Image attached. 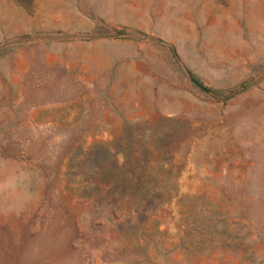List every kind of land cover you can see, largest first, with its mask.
Instances as JSON below:
<instances>
[{"label":"rangeland","instance_id":"374dc122","mask_svg":"<svg viewBox=\"0 0 264 264\" xmlns=\"http://www.w3.org/2000/svg\"><path fill=\"white\" fill-rule=\"evenodd\" d=\"M0 264H264V0H0Z\"/></svg>","mask_w":264,"mask_h":264},{"label":"trees","instance_id":"16d2710c","mask_svg":"<svg viewBox=\"0 0 264 264\" xmlns=\"http://www.w3.org/2000/svg\"><path fill=\"white\" fill-rule=\"evenodd\" d=\"M191 77H193V76H191ZM194 79V78H193ZM197 84H199L196 80H194ZM200 85V84H199Z\"/></svg>","mask_w":264,"mask_h":264}]
</instances>
